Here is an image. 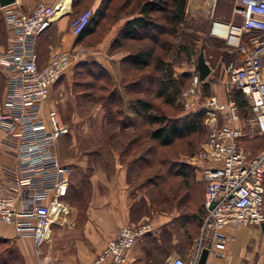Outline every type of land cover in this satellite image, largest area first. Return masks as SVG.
Wrapping results in <instances>:
<instances>
[{
  "label": "built area",
  "instance_id": "1",
  "mask_svg": "<svg viewBox=\"0 0 264 264\" xmlns=\"http://www.w3.org/2000/svg\"><path fill=\"white\" fill-rule=\"evenodd\" d=\"M0 7L6 41L0 48V69L4 72L0 149L14 157L13 166L0 165V221L10 224L14 235L29 237L36 247L48 237L51 223L62 222L68 212L63 196L71 171L69 164L59 162L53 152L56 138L68 129L54 107H43V100L51 83L88 49L81 44L52 49L38 65L35 37L55 18L53 13L61 8L60 0H39L29 10H22L13 2ZM233 11L240 17L234 23L238 29L233 42L212 31V25L221 20L213 18L209 26L211 33L223 37L235 51L225 65L227 78L223 88L227 91L235 87L243 93L249 110L244 120L256 133L264 134V0H236ZM91 12V7H85L71 17L70 31L77 33ZM200 82L192 68L179 96L183 105L197 102L208 114L204 138L192 162L198 166L203 182L204 214L190 257L174 254L163 264H194L200 246L208 243L209 250L225 244L230 238L226 226L264 222V145L252 154L242 149L239 140L243 132L237 122L234 99H219L208 93L197 100ZM148 229L147 222L117 226L91 264H123L126 249ZM261 245L264 256V226Z\"/></svg>",
  "mask_w": 264,
  "mask_h": 264
},
{
  "label": "trees",
  "instance_id": "2",
  "mask_svg": "<svg viewBox=\"0 0 264 264\" xmlns=\"http://www.w3.org/2000/svg\"><path fill=\"white\" fill-rule=\"evenodd\" d=\"M185 1L98 0L89 19L74 34L73 40L94 44L112 22L124 17L107 44L108 51L124 50L119 58L117 82H112L109 72L97 59H78L69 68H81L76 72L87 75L78 81L75 79L73 84L77 86L79 103L98 102L110 116L102 124L99 137L87 144L84 153L95 158L104 153L109 156L105 163L96 164L106 173L113 169L115 159L125 167L132 205H144V199L135 194L141 188L151 186L159 195L157 201H152L158 209L169 212L174 207L177 214L169 219V224L177 232L178 238L170 247L176 246L180 252L182 249L187 253L190 244L198 238L204 214L202 193L196 197L191 182V169L194 166L181 163L168 154L153 156L158 147H169L176 139L198 129L203 116L201 108L181 111L179 93L187 84L190 71L182 69L173 73V62L169 58L171 49L177 51V57L191 49L192 40L186 36L191 33L181 30L180 25ZM81 2L70 0L69 5H79ZM47 26L35 38L36 51L41 54L47 52ZM229 51L232 58L233 51ZM92 66H95L96 72H93ZM182 81L184 84L180 86ZM231 88L228 95L234 99L238 110L245 97L239 89ZM123 100L131 107L132 116L125 113ZM68 179V188L76 200L79 194L76 177ZM186 180L189 185L188 197L183 199L181 183L184 184ZM262 185L264 214V175ZM74 203L77 207L78 202ZM198 206L202 215L198 214ZM261 226H264V222ZM157 246L158 252H165V241ZM187 256L181 257L186 259Z\"/></svg>",
  "mask_w": 264,
  "mask_h": 264
},
{
  "label": "rangeland",
  "instance_id": "3",
  "mask_svg": "<svg viewBox=\"0 0 264 264\" xmlns=\"http://www.w3.org/2000/svg\"><path fill=\"white\" fill-rule=\"evenodd\" d=\"M17 1L19 2V0ZM37 1L39 0H21L20 3L24 7L27 3L29 4L33 2L34 4ZM93 1L94 0H82L81 4L69 5L68 7L69 0H62L64 6L63 10H66V12L62 15H65L67 17V23L69 22L71 17H73L85 7H91L92 9H94L97 6L98 1L95 4ZM235 2L236 0L185 1L184 14L180 25L181 30H186L188 31V33H191L189 35H186L192 40L191 49L187 54H181L180 57H177V51L175 49H171L169 53V58L173 62V73L176 74L182 69H187L188 71H190L193 68L196 52L199 48H201L203 56L209 66H211V69H209V75L207 74L205 78L201 79L199 91L197 93V100L203 98L206 94L211 93L212 90L216 91V89L220 87L219 82L217 80L222 71V67L218 59L226 62L228 60L233 59L235 55L233 45L226 43L223 37L214 35L209 31L210 22L213 18L224 22L232 23H238L240 21V17L238 16V14L233 11V6L235 5ZM63 10H58L57 14H60ZM176 38L177 35L175 36L174 40H176ZM49 39L50 37H48V40ZM5 43V29L4 24L2 22V9L0 7V48L3 47ZM229 49H232L233 51L232 58H230ZM90 58L96 59L92 56V54L82 55L80 59ZM80 69L75 70L74 67H72L69 68L65 73L59 75L51 83L44 101V107H54L57 111L59 120L68 129L66 133L60 134L56 138L55 152L57 160L62 163H64V161L69 160L71 161L72 165L79 166V168L75 167V172L73 171L74 177H76V184L78 185L79 190V194L76 195L75 200L76 202H78L75 217L72 219V223L69 224V222H67L68 224H62V228L59 234V251H61V253L64 255L67 253H71V251L75 249V247L71 246V244L73 243L74 239L79 238V227L81 224V220L84 217L82 214V209L88 194L87 174L89 171H91L93 167H98L96 164H103L109 158V156H106L105 153L102 154V156L96 158L88 157V155L84 153V149L88 146L87 144L92 143L99 137V132L102 124L106 121L107 117L110 116H108L109 113H107V110L98 102L81 104L79 103L80 101L77 100V86L73 85L75 83L74 81L75 79L76 81H78L82 77L87 76L86 74H81V72H76L81 71ZM92 69L93 72L97 71L95 66H92ZM108 72L111 76L112 82L116 84L119 71L112 70ZM0 79L3 80L1 69ZM183 81L180 86L184 84ZM231 91H229L228 94H231ZM241 98H243L242 95ZM122 105L125 113H130V115L132 116L131 107L125 100H123ZM198 108L201 107L198 105L197 102H194L191 105H183V103L181 102V111H189ZM248 113L249 110L244 100L243 105L238 107L237 110V122L238 124H240L241 130L243 132L240 136L239 144L241 145L242 149H244L247 153L252 154L258 148L264 145V134L256 133L253 129V126L251 124H248V122L244 120L245 116H247ZM207 115L208 114H206L203 110V116L198 129L176 139L169 147H158L157 151H155L153 156L158 157V155L161 154H168L175 157V160L180 161L181 163L183 162L193 165V155L198 150L200 143L204 138L206 130L204 120ZM115 157L116 156L114 155V158ZM191 174V182L193 183L192 186L194 188V192L196 193L195 196L199 197L200 193H202V182L199 177V173L193 167V169H191ZM188 189L189 185L187 184L186 180L184 184L181 183V194L183 196V199H186L185 197H188ZM143 192L145 193V195ZM135 195L139 198H145L144 205L141 203L135 205L136 211L145 210L147 213H149L150 210L162 211L158 209L157 205L153 203L158 200L159 196L157 194V191H155L153 187L148 186L146 189L141 188L139 192H137ZM71 200L73 201V197H71ZM185 201L183 203L186 206L187 201ZM187 208H185V210H187ZM171 210L176 209L173 207L171 208ZM197 210L198 214L202 215V211L199 206L197 207ZM56 223L61 222H52L50 225V232H53L54 227L58 225ZM49 238L50 236H48L42 242V244L44 245L43 254L48 256L47 260L51 258L50 252L48 251ZM195 241H197V238ZM175 254L181 256V254ZM191 254H188L187 257H190ZM0 255L4 256L2 257L3 259H0V264H22V260L19 258V256H17L15 249L11 246L10 243L0 241ZM4 260L5 263H3Z\"/></svg>",
  "mask_w": 264,
  "mask_h": 264
},
{
  "label": "crops",
  "instance_id": "4",
  "mask_svg": "<svg viewBox=\"0 0 264 264\" xmlns=\"http://www.w3.org/2000/svg\"><path fill=\"white\" fill-rule=\"evenodd\" d=\"M16 1L14 0L13 3L18 4L22 10H29L33 5V2H31L23 7L20 3L21 0L19 2ZM42 1L52 2L54 0ZM97 1L94 0V4ZM66 18L65 15L59 16V14H56L55 18L48 23L45 31L47 32L46 36L50 37V39L46 43L47 52L45 51L43 55L36 51L34 42L37 64L39 63L41 65L52 49L68 48L74 44H81L87 47V54H92L94 58L101 62L106 70H118L119 58L123 55L124 50L108 51L107 44L110 37L125 18L120 17L115 22H112L101 38L94 44L74 42V33L70 31ZM218 60L222 67V71L217 80L220 87L216 91L212 90L211 93L214 92L219 99H222L224 97H230L228 95L230 89L226 91L223 88L225 79L227 78L225 65L229 60L226 62L220 59ZM209 69H211V66H209ZM209 71L207 72L208 75L210 73ZM2 76L3 80L0 79V97L4 84L3 71ZM44 101L45 99L43 100V107ZM55 143L53 152L56 156ZM13 162L14 157L10 153L0 149V165L6 164L13 166ZM64 162L69 164L71 170L73 169L72 173L70 171L68 174V178L73 177V173L76 170L75 167L79 168V166L72 165L69 160ZM193 166L198 171L200 177L198 166L194 164ZM87 178L88 194L82 209L84 217L79 227V238L74 239L71 244V246L75 247L71 253L64 255L59 251V234L62 224L67 222L69 224L72 223L71 221L76 213L74 196L71 191L69 192L68 185L63 196V201L68 206V212L65 215L64 222L56 223L58 225L54 227L53 232H50L51 229L49 230L48 251L51 257L49 260H47L48 256L43 254V241L34 247L29 237L14 235L11 225L0 221V241L11 244L17 256L22 260V264H91L96 252L102 247L105 239L113 234L117 226L127 222L137 223L139 221L147 222L149 229L136 237L126 249L123 264H162L163 260L175 253L181 254V256L192 253L196 241L190 244L187 253H184L182 249L180 252L176 246L170 247L178 238L177 232L169 224V219L176 215V210L169 212L150 210L149 213L145 210H135L136 206L131 204L129 197V188L125 178V167L116 159L113 164V169L109 173H106L98 167H93L88 172ZM71 197H73V201ZM143 199L145 198L143 197ZM261 230V225L226 226L225 231L230 235V238L221 248L209 249L204 264H264ZM164 241L166 243L165 252H158L157 245ZM2 257L4 256L0 255V259H3Z\"/></svg>",
  "mask_w": 264,
  "mask_h": 264
},
{
  "label": "water",
  "instance_id": "5",
  "mask_svg": "<svg viewBox=\"0 0 264 264\" xmlns=\"http://www.w3.org/2000/svg\"><path fill=\"white\" fill-rule=\"evenodd\" d=\"M13 1L14 0H0V6L9 4ZM193 68L196 70L197 75L200 79H203L207 74V72L209 71V65L207 61L204 59L201 48H199L196 52ZM207 252H208V243L200 246L194 264H204Z\"/></svg>",
  "mask_w": 264,
  "mask_h": 264
},
{
  "label": "bare ground",
  "instance_id": "6",
  "mask_svg": "<svg viewBox=\"0 0 264 264\" xmlns=\"http://www.w3.org/2000/svg\"><path fill=\"white\" fill-rule=\"evenodd\" d=\"M60 3H61V8L59 10H63L62 0H60ZM68 6H69V3H68ZM57 11L58 10H55L54 11L53 17L56 16ZM62 12H66V10H63ZM237 29H238V27H237L236 24H234V23H228V22H223V21H221V22H215L212 25V31H215V32L219 33L220 35L227 36V38L230 41H232V42L235 39V36L234 35H235Z\"/></svg>",
  "mask_w": 264,
  "mask_h": 264
}]
</instances>
